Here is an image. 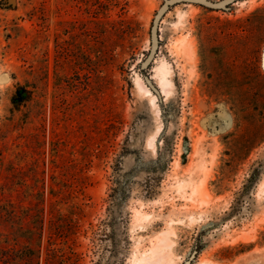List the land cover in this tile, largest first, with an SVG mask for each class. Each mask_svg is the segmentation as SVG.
Returning <instances> with one entry per match:
<instances>
[{
  "label": "rangeland",
  "instance_id": "obj_1",
  "mask_svg": "<svg viewBox=\"0 0 264 264\" xmlns=\"http://www.w3.org/2000/svg\"><path fill=\"white\" fill-rule=\"evenodd\" d=\"M153 246L264 264V0H0V264Z\"/></svg>",
  "mask_w": 264,
  "mask_h": 264
},
{
  "label": "bare ground",
  "instance_id": "obj_2",
  "mask_svg": "<svg viewBox=\"0 0 264 264\" xmlns=\"http://www.w3.org/2000/svg\"><path fill=\"white\" fill-rule=\"evenodd\" d=\"M159 80V79H158ZM162 80V81H161ZM165 80V79H164ZM163 80V77L162 78H160V80H159V82L161 83V85H162V87H165V86H168V85H165L166 83L165 82H163L164 81ZM169 82H167V84H168ZM146 94H147V96L151 99V100H153V96L152 95H150V93H149V91L146 89ZM205 187V186H204ZM203 187V188H204ZM244 235V237L246 236H248V234H243ZM243 235H241V237L243 236ZM240 236H239V238L240 239H242ZM163 238V237H162ZM253 238H255V237H253ZM246 239V238H245ZM167 240V239H166ZM248 240V239H247ZM246 240V241H247ZM149 255L145 258V260H143V264H164L165 263V261H166V257H165V253L163 252V250L162 249H160L158 246H153V247H151L150 248V251H149ZM168 262V261H167ZM141 262L140 261H138L136 264H140Z\"/></svg>",
  "mask_w": 264,
  "mask_h": 264
},
{
  "label": "water",
  "instance_id": "obj_3",
  "mask_svg": "<svg viewBox=\"0 0 264 264\" xmlns=\"http://www.w3.org/2000/svg\"><path fill=\"white\" fill-rule=\"evenodd\" d=\"M180 1H196V2L203 3V4H205L206 6H209V7L219 8V7L223 6L225 3L226 4L230 3L232 0H223V1H217V2H210V1H207V0H170L171 3H176V2H180ZM160 15L156 16L154 18V20H153V23H152V28H151L152 45L157 40L156 39V29H157V24H158ZM153 46H152V51L151 52H153V50H154Z\"/></svg>",
  "mask_w": 264,
  "mask_h": 264
},
{
  "label": "trees",
  "instance_id": "obj_4",
  "mask_svg": "<svg viewBox=\"0 0 264 264\" xmlns=\"http://www.w3.org/2000/svg\"><path fill=\"white\" fill-rule=\"evenodd\" d=\"M26 90L22 86H18L15 90V92L12 95V104L14 107H18L22 105L25 101V94L24 93ZM27 93V92H26ZM27 96V95H26Z\"/></svg>",
  "mask_w": 264,
  "mask_h": 264
}]
</instances>
